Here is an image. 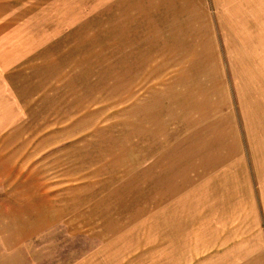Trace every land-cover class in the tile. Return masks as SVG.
I'll return each instance as SVG.
<instances>
[{
	"label": "rangeland",
	"instance_id": "374dc122",
	"mask_svg": "<svg viewBox=\"0 0 264 264\" xmlns=\"http://www.w3.org/2000/svg\"><path fill=\"white\" fill-rule=\"evenodd\" d=\"M189 117L229 251L173 241L204 197ZM262 143L264 0H0V264H264Z\"/></svg>",
	"mask_w": 264,
	"mask_h": 264
},
{
	"label": "crops",
	"instance_id": "0c3cea01",
	"mask_svg": "<svg viewBox=\"0 0 264 264\" xmlns=\"http://www.w3.org/2000/svg\"><path fill=\"white\" fill-rule=\"evenodd\" d=\"M190 11V6H188L187 8L171 10L168 12V15L171 16L170 14H173V17H185ZM194 22L195 16L190 17L186 21H182V23L180 20L177 25L174 23L168 24L169 29L167 32L169 34H176L177 32H180L179 30L183 29V31H186L187 33L191 28L202 32L203 28L195 27ZM189 102L191 103V100L188 101V103ZM196 103V106H198V102ZM199 123L200 121L194 122L189 117L188 120L183 122L182 126L183 128L189 129L192 127L201 129L200 133H198L199 138L198 136H195L197 134L196 133L193 134L190 139L191 144L201 146V152L199 153V158L197 160L194 159V152L190 154V171H193L196 180H199V182L195 183L192 180L190 187H195L194 190H191L192 193H203L204 197L202 198V201L199 200L194 203H191V201H182L180 203L181 207L176 206L175 209H173V241L174 244L177 243L179 240L178 237H180L182 241L190 242L189 247L186 245V243H183L181 244V248H187L189 251H196L197 249L193 247V242L196 240V236L199 233L205 231L207 235L204 233L206 237L204 238V244L201 247H204V249L206 248L207 251L211 249H226V251H229V249L234 245H228L232 237L228 234H225L226 231L223 229V220L225 219L224 209L227 206L229 207L230 202L222 199L223 173L221 172L222 168H220L222 166V160L219 155H213L212 158H210L208 155L209 146L215 142V138L212 136V124H205L201 122V126H199ZM218 140L219 139L217 138V141ZM261 145L263 147L264 143ZM204 151L206 154H204ZM228 175L229 173L227 172V176ZM203 181H205V183H203ZM215 192H217L216 199H214ZM202 206H204L203 210L201 209ZM198 220L204 225V230L194 229V225H196V221ZM181 225L182 228L180 230L179 226ZM175 248L176 245H174V250ZM226 254L228 255V253Z\"/></svg>",
	"mask_w": 264,
	"mask_h": 264
}]
</instances>
